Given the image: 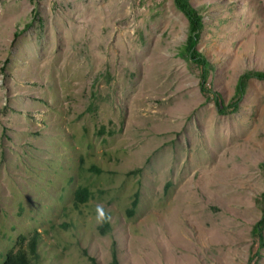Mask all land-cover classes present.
<instances>
[{
	"label": "rangeland",
	"instance_id": "1",
	"mask_svg": "<svg viewBox=\"0 0 264 264\" xmlns=\"http://www.w3.org/2000/svg\"><path fill=\"white\" fill-rule=\"evenodd\" d=\"M189 1L209 93L172 0H0V262L35 230L39 264H264V82L213 101L264 72V0Z\"/></svg>",
	"mask_w": 264,
	"mask_h": 264
},
{
	"label": "trees",
	"instance_id": "2",
	"mask_svg": "<svg viewBox=\"0 0 264 264\" xmlns=\"http://www.w3.org/2000/svg\"><path fill=\"white\" fill-rule=\"evenodd\" d=\"M174 9L179 12L187 23L186 39L179 49L178 56L186 63L194 65L198 70V79L200 83L201 92H208L209 89H205V85L211 77L214 67L210 64L206 58L196 50V45L200 40V36L204 27L202 16L197 9H194L189 0H172ZM19 36L18 33L14 35V39ZM255 79L264 82V72L249 71L238 79L236 85V92L234 101L228 105H223L219 102V96L214 94L213 101L215 103L217 112L220 115H227L229 112H235L238 109V103L244 93L245 85L248 80ZM208 99V98H207ZM95 171V169H92ZM98 173V171H97ZM91 198L90 190L87 187L78 186L70 193V199L73 210L78 209L80 206H84ZM136 197L131 203V208L127 211L128 216H131L136 207ZM257 204L261 205V218L252 226L251 238L253 243L257 245V249L252 258L257 259L259 257L258 251L264 248V192L261 194L260 199L257 200ZM62 212L66 211V207L62 206ZM103 226L107 227V221L103 222ZM99 228L101 234H104V228ZM40 233L33 230L27 236H20L14 246L7 251L0 264H39L37 256V248L40 239ZM113 264H116V255L113 253ZM255 260V264H256Z\"/></svg>",
	"mask_w": 264,
	"mask_h": 264
},
{
	"label": "clouds",
	"instance_id": "3",
	"mask_svg": "<svg viewBox=\"0 0 264 264\" xmlns=\"http://www.w3.org/2000/svg\"><path fill=\"white\" fill-rule=\"evenodd\" d=\"M110 217L106 215L102 209H98V215H97V222L98 223H103L109 220Z\"/></svg>",
	"mask_w": 264,
	"mask_h": 264
}]
</instances>
